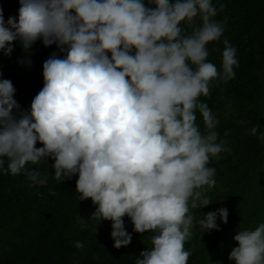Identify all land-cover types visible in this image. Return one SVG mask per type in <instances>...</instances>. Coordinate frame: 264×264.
Returning a JSON list of instances; mask_svg holds the SVG:
<instances>
[{
    "label": "clouds",
    "instance_id": "9594fccd",
    "mask_svg": "<svg viewBox=\"0 0 264 264\" xmlns=\"http://www.w3.org/2000/svg\"><path fill=\"white\" fill-rule=\"evenodd\" d=\"M19 4L18 17L7 21L0 7L3 54L11 55L15 41L28 52L38 40L45 47L55 44L58 52L42 64L43 87L30 109H21L13 83L0 79V173L23 174L42 185L47 177L27 165L50 157L58 181L78 174L80 200L91 198L96 205L91 219L111 221L115 248L131 243L125 216L133 231L151 233V246L135 264H187L191 252L184 245L191 229L220 230L218 217L228 222L224 207L203 213L196 225L191 211L212 202L205 195L216 184L210 159L231 151L219 139L217 117L199 99L210 96L213 80L234 79L239 66L227 39L222 70L207 59L206 45L224 33L227 18L215 17L225 5L212 0ZM259 127L249 131L264 142ZM233 239L238 244L229 260L264 264V223L237 231Z\"/></svg>",
    "mask_w": 264,
    "mask_h": 264
},
{
    "label": "trees",
    "instance_id": "16d2710c",
    "mask_svg": "<svg viewBox=\"0 0 264 264\" xmlns=\"http://www.w3.org/2000/svg\"><path fill=\"white\" fill-rule=\"evenodd\" d=\"M212 2L225 5L215 19L226 17L227 22L221 38L206 45L207 59L222 70L223 41L227 39L236 49L239 66L234 68V79L227 83L213 80L210 96L199 99L217 117L219 139L226 140L231 151L210 159L208 166L216 169V184L205 195L212 202L191 211L196 225L203 213L224 207L228 222L222 223L218 217L220 230L203 231L198 225L191 229L192 236L184 245L191 252L187 264H235L228 255L238 244L233 239L237 231L254 230L264 223V142L249 131L259 125L258 134L264 133V0ZM0 7L5 21L9 16L18 17L19 0H0ZM52 52H58L57 46L45 47L40 40L28 52L19 41L13 42L10 56L0 50V79L13 83L14 99L21 109H30L43 87L42 64ZM20 60H31V64ZM196 116L203 131L198 111ZM36 146L43 145L37 142ZM46 159L27 165L47 177L42 185L32 184L23 174L0 173V264H135L139 253L151 246V233L133 231L125 216L131 243L115 248L111 221L91 219L96 205L91 198L80 200L78 174L58 181L54 161ZM77 240L84 243L83 248L74 246Z\"/></svg>",
    "mask_w": 264,
    "mask_h": 264
},
{
    "label": "rangeland",
    "instance_id": "374dc122",
    "mask_svg": "<svg viewBox=\"0 0 264 264\" xmlns=\"http://www.w3.org/2000/svg\"><path fill=\"white\" fill-rule=\"evenodd\" d=\"M203 216H201L200 218H202ZM192 231V230H191ZM148 233V232H147Z\"/></svg>",
    "mask_w": 264,
    "mask_h": 264
}]
</instances>
